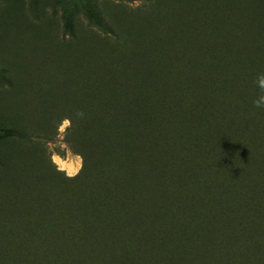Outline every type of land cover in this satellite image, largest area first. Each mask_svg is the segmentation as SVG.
Segmentation results:
<instances>
[{"label":"trees","instance_id":"obj_1","mask_svg":"<svg viewBox=\"0 0 264 264\" xmlns=\"http://www.w3.org/2000/svg\"><path fill=\"white\" fill-rule=\"evenodd\" d=\"M263 10L264 0H192L184 12L171 7L174 28L186 34L179 45L170 44L172 37L166 41L165 33L158 37L166 49L158 56L169 55L167 77L152 91L135 96L131 79L120 83L126 91L123 102L98 94L90 99L83 172L63 180L57 171V184L65 188L54 197L55 211L43 227H0V260L27 264L34 256L41 260L35 264L71 258L106 264L107 257L115 258L116 249L102 246L100 239L110 234L113 244H119L116 264H138L136 254L156 251L157 237L147 235L149 210L157 203L160 209L169 190L179 198L182 191L196 192L190 209L210 239L216 229L232 230L226 224L233 215L241 207L256 206L255 198L264 194V107L253 104L260 95L256 77L264 73ZM87 17L98 31L114 38L110 61L114 70L119 69L116 61L128 54L129 41L91 5ZM169 79L178 84L173 88ZM77 129L73 120L72 132ZM18 136L16 131L0 130V142ZM123 147L128 149L124 156L119 152ZM74 186L82 191L73 192ZM241 194L243 201L237 200ZM206 205L219 209L218 214ZM123 218L137 233L118 228ZM176 237L166 241L180 256L186 254V235L180 232Z\"/></svg>","mask_w":264,"mask_h":264},{"label":"rangeland","instance_id":"obj_2","mask_svg":"<svg viewBox=\"0 0 264 264\" xmlns=\"http://www.w3.org/2000/svg\"><path fill=\"white\" fill-rule=\"evenodd\" d=\"M89 1L0 0V130L19 134L0 142L1 228L21 231L27 223L35 228L51 221L54 197L65 188L63 183L57 184V167L63 168L58 171L63 180L68 178L67 172L74 173L69 178L73 180L84 170L90 99L98 94L123 102L126 91L120 83L131 79L129 88L135 96L152 91L167 77L169 55L158 56L166 50L159 45L158 37L165 33L166 41L173 39L170 44H180L186 31L174 28L170 9L176 7L184 12L187 1L192 0H91V4ZM89 5L99 11L114 32L129 41L128 54L116 61L119 69L114 70L110 61L116 49L114 38L90 23ZM261 16L264 18V10ZM169 80L173 88L178 84ZM65 118L70 124L63 125L66 132L58 133ZM73 120L78 123L76 133L72 132ZM119 152L124 156L128 149L123 147ZM54 159L59 163L55 164ZM79 190L82 188L74 186L73 192ZM185 192L188 191H182L179 198L169 190L160 202V209L157 203L156 208L149 210L152 220L149 232H145L157 237L156 251L136 254L138 264H165L171 259L173 264H264V194L263 198H255L256 206L241 207L237 216L233 215L226 224L232 230L216 229L218 233L210 239L206 226L204 231L198 228V216L190 209L191 197H196V192ZM145 197L144 190L142 199ZM237 200L243 201L242 194ZM206 206L213 215L218 214L219 209ZM219 226H225V220ZM118 228L123 233H137L125 218ZM180 232L187 237V253L181 256L175 252L174 244L166 241L178 239ZM100 244L115 245V258L107 257L104 262L116 264L119 244H113L110 234L100 239ZM8 259L0 260V264L1 261L11 264ZM81 259L82 262L75 258L54 259L50 264L77 261L91 264L89 259ZM40 261L33 256L27 264Z\"/></svg>","mask_w":264,"mask_h":264},{"label":"clouds","instance_id":"obj_3","mask_svg":"<svg viewBox=\"0 0 264 264\" xmlns=\"http://www.w3.org/2000/svg\"><path fill=\"white\" fill-rule=\"evenodd\" d=\"M255 84L257 88L260 90V95L258 98L253 100V104L256 108L264 107V73H259L256 77ZM77 115H83V113H78ZM65 124H70V120L65 118L61 124V126L58 127V133H64L66 132V129L63 127ZM55 164H58L59 162L54 159L53 161ZM62 167H57V171H62ZM68 178H73L74 173L73 172H67L66 173Z\"/></svg>","mask_w":264,"mask_h":264}]
</instances>
